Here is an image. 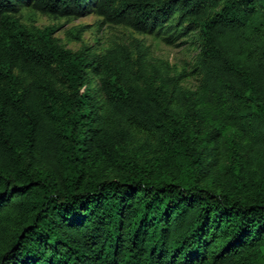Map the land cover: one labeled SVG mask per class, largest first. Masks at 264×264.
<instances>
[{"label":"trees","instance_id":"trees-1","mask_svg":"<svg viewBox=\"0 0 264 264\" xmlns=\"http://www.w3.org/2000/svg\"><path fill=\"white\" fill-rule=\"evenodd\" d=\"M22 10L191 38L198 85ZM0 264H264V0H0Z\"/></svg>","mask_w":264,"mask_h":264},{"label":"rangeland","instance_id":"rangeland-1","mask_svg":"<svg viewBox=\"0 0 264 264\" xmlns=\"http://www.w3.org/2000/svg\"><path fill=\"white\" fill-rule=\"evenodd\" d=\"M22 22L38 29L57 27L55 36L63 46L73 52L78 51L82 46L100 52L114 43H131L133 39H137L149 47L154 61L167 63L173 74H184V85L187 88L195 89L198 85L197 77L192 75L198 46L191 38H183L174 45H168L153 36L140 35L124 27L102 24V18L94 14L67 20L22 10ZM75 36L80 39L73 40Z\"/></svg>","mask_w":264,"mask_h":264}]
</instances>
